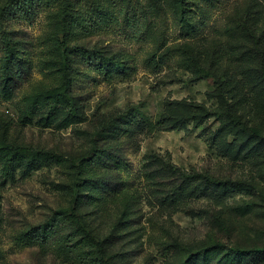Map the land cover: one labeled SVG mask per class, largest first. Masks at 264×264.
Here are the masks:
<instances>
[{
    "label": "rangeland",
    "instance_id": "obj_1",
    "mask_svg": "<svg viewBox=\"0 0 264 264\" xmlns=\"http://www.w3.org/2000/svg\"><path fill=\"white\" fill-rule=\"evenodd\" d=\"M9 1L0 264H264V0Z\"/></svg>",
    "mask_w": 264,
    "mask_h": 264
},
{
    "label": "trees",
    "instance_id": "obj_2",
    "mask_svg": "<svg viewBox=\"0 0 264 264\" xmlns=\"http://www.w3.org/2000/svg\"><path fill=\"white\" fill-rule=\"evenodd\" d=\"M66 2V0H11L7 2L1 9V12L4 16V18L8 17H15V18H22V19H27L31 20L32 17H34L37 13L38 10L42 9L45 5H50L55 2ZM69 6V3L67 4L66 7ZM16 11V12H14ZM18 11V12H17ZM18 15V16H17ZM15 56L13 54L7 55V63L10 64L11 61L15 60ZM261 67L264 70L263 67V60L264 57L261 55ZM19 72H17L18 74ZM20 75V74H19ZM13 79H11L9 76L5 75L4 81H5V86H4V91L7 95H10L11 93V86L10 82ZM216 115H224L225 117H230L232 119L238 118L236 115L233 114V112L230 109H226L224 112H216ZM256 134L260 135V132L257 129H254ZM0 156L2 158H5V163L3 167V175L5 178H12L14 175V168L17 164H22L24 162V157L21 152V149L14 148L12 146H4L0 147ZM35 161V160H34ZM172 169H175L171 167ZM88 235H90L88 232H86ZM94 243L97 244V246L100 248L101 243L93 240ZM215 246V245H214ZM101 249V248H100ZM230 253L232 255H236L239 257H246L248 258H255L261 253H264V248H234L230 250ZM104 262V259L102 256L97 258L95 260V264H102Z\"/></svg>",
    "mask_w": 264,
    "mask_h": 264
}]
</instances>
